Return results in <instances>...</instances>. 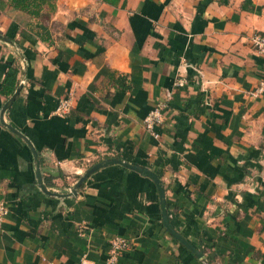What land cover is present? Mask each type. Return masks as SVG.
Listing matches in <instances>:
<instances>
[{
	"label": "crops",
	"instance_id": "crops-1",
	"mask_svg": "<svg viewBox=\"0 0 264 264\" xmlns=\"http://www.w3.org/2000/svg\"><path fill=\"white\" fill-rule=\"evenodd\" d=\"M257 31L264 0H0V32L26 59L4 120L52 170L44 182L70 185L111 156L145 165L161 181L170 224L203 253L166 231L153 181L119 163L61 202L31 186L30 151L0 123V264H107L113 235L129 241L114 264H264ZM9 66L16 84L18 59L0 41V83ZM166 91L154 137L142 118ZM10 93L0 87V106ZM60 98L70 109L55 114Z\"/></svg>",
	"mask_w": 264,
	"mask_h": 264
},
{
	"label": "water",
	"instance_id": "water-1",
	"mask_svg": "<svg viewBox=\"0 0 264 264\" xmlns=\"http://www.w3.org/2000/svg\"><path fill=\"white\" fill-rule=\"evenodd\" d=\"M0 41L6 44L10 50L14 53L16 58L18 59L21 73L20 76L12 90V92L7 96V98L2 102L0 106V123L4 125L6 128H8L10 131H12L14 134H16L28 147L31 158H32V165H33V176L34 180L32 183H30L31 186H35L39 191L42 193L54 196L59 199L61 202L62 198L73 196L76 193V188L81 184V182L94 170L98 169L99 167L109 164V163H119L125 167L131 168L133 170H136L141 175L148 176L154 183L156 191H157V197L160 207V217H161V223L168 231V233L175 238L179 243H181L185 248L190 250L196 257L203 260V253L200 249H198L194 244L189 242L184 236H182L177 230H175L172 225L170 224L168 214L166 211L165 206V197H164V189L161 184V181L158 177V175L151 169H149L145 165L135 164L132 162H128L120 157L111 156L104 159L97 160L87 166L82 173H80L77 178L70 184L61 188H51L49 187L43 180L42 172L47 171L51 172L49 168L42 167L40 165L39 160V154L34 147V144L30 141V139L19 129L15 128L8 122L4 120V113L6 109L9 107L13 99L17 96L21 86L22 81L24 80L25 70H26V59L22 51L18 48L15 41L7 36L6 34H3L0 32ZM205 263V262H204Z\"/></svg>",
	"mask_w": 264,
	"mask_h": 264
},
{
	"label": "built area",
	"instance_id": "built-area-1",
	"mask_svg": "<svg viewBox=\"0 0 264 264\" xmlns=\"http://www.w3.org/2000/svg\"><path fill=\"white\" fill-rule=\"evenodd\" d=\"M250 44L253 50L264 57V34L262 32H253L249 37ZM174 85H181L183 83L181 78H176L174 80ZM264 90V65L261 71L260 78L254 91L261 92ZM170 92H165V97L161 100H157L148 109L142 118V123L147 132L152 136L157 137L158 131L155 129L162 120L163 110L167 106V100L170 97ZM70 109V101L68 98H60L54 108L55 114H64ZM8 212V207L6 204L0 200V224L3 221L4 216ZM129 241L126 237L122 235H113L108 240L107 255L105 261L107 264H114L117 260L119 253L128 247ZM48 264H53L49 261ZM76 264H89L86 258L81 257Z\"/></svg>",
	"mask_w": 264,
	"mask_h": 264
},
{
	"label": "trees",
	"instance_id": "trees-1",
	"mask_svg": "<svg viewBox=\"0 0 264 264\" xmlns=\"http://www.w3.org/2000/svg\"><path fill=\"white\" fill-rule=\"evenodd\" d=\"M17 69L15 66H9L4 73L1 80L0 87L1 91L4 93H10L15 86V75Z\"/></svg>",
	"mask_w": 264,
	"mask_h": 264
}]
</instances>
